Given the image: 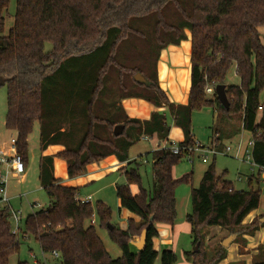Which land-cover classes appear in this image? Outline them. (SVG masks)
Segmentation results:
<instances>
[{"label": "trees", "instance_id": "trees-1", "mask_svg": "<svg viewBox=\"0 0 264 264\" xmlns=\"http://www.w3.org/2000/svg\"><path fill=\"white\" fill-rule=\"evenodd\" d=\"M9 5L10 0H0V86H7L6 128L17 132L16 149L26 167L36 122L41 149L64 146L55 156L41 158L40 182L50 204L27 216L24 233L33 235L45 251L59 250L64 264H156L158 259L160 264H176L177 252L158 251L155 240L159 223L173 226L177 221V187L193 181V173L180 178L173 173L184 152L159 148L122 168L126 183L117 188L119 212L129 210L139 216L129 220L128 229L114 221L106 203L82 202L79 187L60 184L53 175V159L66 160L68 175L75 178L85 174L89 164L110 155L127 161L130 148L145 134L167 139L171 125L165 115L155 112L149 120H140L125 114L121 100L137 97L170 107L185 134L180 145L194 144V111L208 107L218 117L238 116L241 125L234 134L242 130L252 134V159L262 172L264 45L258 27L264 25V0H16L14 25L4 35ZM186 30L192 40L191 90L187 105H175L159 84L157 62L163 49L187 39ZM47 43L51 50L45 49ZM69 59L78 60L71 62L75 70H62L60 65ZM85 59H102L95 83L86 81ZM232 67L239 85L227 84ZM137 73L146 82L137 81ZM219 84H226L228 108L216 94L205 91L208 85ZM260 105L262 117L257 122ZM119 124L125 129L115 136ZM150 155L153 182L145 188L140 166ZM226 173L217 174L212 162L199 186L191 190V211L185 219L191 225L193 245H200L198 250L185 251V256L193 264H221L227 257L222 244L209 253L206 229L220 226L241 238L264 227V215L244 223L260 207L259 181L256 187L235 190ZM131 185L138 186L137 194ZM95 214L98 225L121 248L120 257L113 258L107 250L92 221ZM144 235L143 249L138 251L133 243L132 251V237ZM19 249L8 212L0 210V264H10ZM257 250L253 264H264V245Z\"/></svg>", "mask_w": 264, "mask_h": 264}, {"label": "rangeland", "instance_id": "rangeland-1", "mask_svg": "<svg viewBox=\"0 0 264 264\" xmlns=\"http://www.w3.org/2000/svg\"><path fill=\"white\" fill-rule=\"evenodd\" d=\"M8 13L6 14V22H5V31L4 35H8L11 28L14 25L15 20V12H16V0H10V5L8 8ZM45 49L51 50L52 44L47 43ZM83 62V59H81ZM102 60V59H101ZM100 59H94V61L88 62L86 59L84 61L85 70H86V81L88 83H95L96 76L98 77V68L101 65ZM75 61L78 63V60L69 59L64 61L60 68L65 71L75 70L71 62ZM90 68V69H89ZM59 70V71H62ZM58 71V70H57ZM59 73V72H57ZM227 84L238 85L239 77L236 73L234 67H232L227 76ZM7 86L4 84L0 86V149L1 146L6 143L7 148L11 144V139L15 135L10 133L6 128L5 119L7 114ZM215 112L211 108H204L202 110H196L193 112L192 116V125H193V134L195 135V140L199 141L201 144L207 145L210 141V137L213 135L215 130H227L225 128L228 124L236 123L238 124L240 121L238 116H233V119H229L228 117H216ZM225 128V129H224ZM252 137L248 131L243 134V145L248 143V138ZM222 140L224 144H232L237 146L240 142L241 136L228 140L225 138L224 134L222 135ZM248 139V140H247ZM158 142L156 139L152 138L150 140H141L135 146H133L129 152V157L131 160L137 159L140 155L146 154L154 150L155 143ZM29 152H28V163L26 167V172L24 175L20 177H15L10 174L8 177L7 188L8 192L12 197L11 204L15 209H21L23 211V224L27 216L30 213L42 210L46 208L50 204V198L47 195L46 191L41 187V183L39 181V158L41 154V144H40V128L39 122L35 123V127L33 132L30 135L29 139ZM157 145V144H156ZM193 161V162H192ZM215 162L216 171L218 174L227 170L226 178L232 181L233 186L236 190H245L248 189L251 185L256 187L257 182L259 181L260 187L262 189V201L260 207L264 206V170L260 172V168L255 165L252 155L251 160L241 159L240 157H236L235 155H218V157L213 160H210L209 163L203 162L199 155H195L193 158L185 157L179 164L174 167L173 173L176 178H180L185 174L193 173V181L192 183H181L176 190V198L178 205V219L182 221L185 220V216L187 212L191 211V190L193 187H198L201 179L203 177L204 171L208 168V166ZM152 156H148L144 160V162L140 166V173L142 176V183L145 188H150L152 186L153 177H152ZM0 172L5 173V167L0 166ZM259 179V180H258ZM116 180V181H115ZM116 183H126V179L122 171L114 170L107 175L100 178L98 182L94 183L93 189L100 188V192L94 196V199H102L105 200L107 204H109L116 213L117 207L119 208V200L116 193ZM92 188V186H91ZM90 188V190H91ZM86 190V187L82 190ZM84 193L88 192L85 191ZM23 194L24 196H20ZM37 203L38 206L33 208L32 204ZM96 201H93V205ZM41 205V206H40ZM94 224L96 225L100 236L102 237L104 244L107 250L110 252L113 258H118L122 255L121 248L111 239L108 231L105 228H101L97 222V215H94ZM264 221V220H263ZM264 231V227L260 229V231ZM208 235L206 237V246L209 253L215 249V247L219 246L221 243H217L216 245L212 244L207 238L209 237L210 228L206 229ZM228 234H231L230 232ZM140 237V236H138ZM139 238H135L133 240H138ZM20 240V249L18 253L13 255L10 258V264H16L19 260L22 261H32L33 255L39 257L42 251V247L40 243L36 240V238L28 234L25 238L21 237ZM236 240V239H235ZM234 242V240H233ZM132 241L130 240L129 245L130 249L132 248ZM136 246V245H135ZM228 248V247H226ZM181 249L192 250L195 249L193 245V238L190 234L184 233L181 235L180 243L178 246L177 255L179 262H183V257L187 259L186 256L181 255ZM136 251V250H135ZM134 251V252H135ZM50 256V255H49ZM183 256V257H182ZM188 260V259H187ZM189 261V260H188ZM190 262V261H189ZM156 264H160V259L156 261Z\"/></svg>", "mask_w": 264, "mask_h": 264}, {"label": "crops", "instance_id": "crops-1", "mask_svg": "<svg viewBox=\"0 0 264 264\" xmlns=\"http://www.w3.org/2000/svg\"><path fill=\"white\" fill-rule=\"evenodd\" d=\"M258 30L260 33L261 41L264 45V25L259 26ZM186 34H187V39L183 40L180 44H178V45L171 44L168 47H166L165 49H163L161 51L160 58L157 62V72H158L159 84H160L161 88L168 95L170 102L175 104V105H187L189 102V94H190V90H191V74H192L191 31L186 30ZM234 69H235V67H234ZM239 84H240V78H239ZM260 101L264 102V90L262 91V93L260 95ZM121 105L124 108L125 114L129 118H136V119H140V120H149L152 117L153 113H155V112L163 114L167 117V120L170 122V125H171V130H170V133H169V136L167 139L160 141L158 138L151 137V136L146 135V134L141 137V140H146L143 138L144 136L149 137L148 140H150L152 138L156 139L158 142L155 143L154 150L159 149L161 146H164L165 144H169L170 142L180 143V142L184 141V139H185L184 131L181 127H179L174 122L173 115L171 114L170 107L168 105H164L162 107H157L153 103H151V102H149L143 98H137V97L124 98L121 100ZM212 110L215 112V115L217 117L218 116L217 111L214 109H212ZM261 117H262V111L259 110L258 115H257V122L260 121ZM239 121L240 122L238 124L233 123V121H232V124L231 123L228 124L225 127V128H227V130H225V131L223 130V132H222V130H215L213 132V135L210 137L209 143L216 142L219 145V148L222 149L225 146L224 141L221 138L223 134H224L225 138L228 140H233V139L241 136L240 140H242V142H243L242 138H243V134L245 132H247L246 130H242L239 134H236V135L234 134L235 127L238 128L241 125V120L239 119ZM39 128H40V123H39ZM8 131L15 135L12 138H16V136H17L16 131L9 130V129H8ZM192 134H193V125H192ZM193 137L195 138L194 134H193ZM248 139L250 140V139H252V137H250ZM40 141H41V139H40ZM137 144H135V145H137ZM135 145H133V146H135ZM246 146H247V142L245 145H243V148H244L243 151L245 150ZM5 147H6V143H4L1 146V149L9 150L10 145L7 148H5ZM40 148H41V146H40ZM131 148H130V150H131ZM63 149H64V146H62V145H50L46 149H41V154H40V158H39V161H40L39 162V181H40L41 158L45 157V156H55L58 152L62 151ZM130 150H129V152H130ZM154 150H152V151H154ZM218 155H222V154H218ZM218 155L214 156L213 160H215L218 157ZM129 161H131L130 157L127 161L122 162L118 159V157L116 155H110V156L104 158L103 160L89 164L87 166V170H86L85 174H83L81 176H77L75 178H70L68 175V165H67L66 160L59 158V157H54V159H53V175L56 179H58L59 183L62 185L69 186V187H79L80 192L78 194V199L85 200V199L90 197L89 202L92 204H93V201H96V202L102 201V202L106 203L105 200H102V199H96L95 200L94 199V196L100 192V188L93 189V187H95L94 183L98 182L100 180V178H102L103 176L107 175L108 173H110L116 169L122 171V168L126 167L129 163ZM152 164H153V160H152ZM226 172H227V170H226ZM122 173H123V171H122ZM152 177H153V170H152ZM226 179L228 181H230L228 178H226ZM230 182H232V181H230ZM122 184L123 183H116V193H117L118 186L122 185ZM91 186H92V188H91ZM41 187L43 188L42 185H41ZM85 187H86V190L85 189L84 190L88 191L86 193H84V190H82ZM90 188H91V190H90ZM233 188L236 190V188L234 186H233ZM131 190L134 194H137L139 192L137 185H131ZM22 195L23 194H20L19 197ZM107 205H109V204H107ZM177 210H178V205H177ZM116 211H117L116 213H114V211H113L114 221L120 223V225L125 229H128V226H129L128 222L130 219L139 220V216L131 213L129 210L119 212V208L117 207ZM261 215H264V206L262 207V205H261V207H259L258 209L252 211L249 215H247V217L244 220V223L245 224L251 223L255 218H257ZM178 218H179V216H177V221H176L175 225H173V226H170L167 224H162V223H159L157 225L159 228V237L155 240V247L158 251H161L164 248H168V249H172L175 252H177L178 251L177 249H178V246L180 243V239H181V235H183L184 233L191 235V230H192L191 225L186 221V219L184 221H182L181 220L182 218L181 219H178ZM185 218H186V216H185ZM262 220H264V218H262L261 221ZM210 233L211 234L209 235L207 240H209L214 245H216L217 243L222 244L226 240V238H228L230 235L234 234V233L228 234L229 231L227 229H223L220 226L211 227ZM135 238H139V239L133 240ZM233 240H234V242L232 241L229 244V247L227 248V257L221 262V264H225V263H229V262H235L238 264H253L255 256L258 253L257 248L261 245H264V231L259 230L253 236L252 235H244L241 238H239L238 234H236V237ZM131 241H132V243L133 242H140V241H142L141 236L140 237L134 236V237H132ZM138 251H140V250H138ZM185 251H187V250H185ZM185 251H184V249H181V255L184 254V256H185ZM178 264H193V263L189 262L187 259H185V257H183V262H179Z\"/></svg>", "mask_w": 264, "mask_h": 264}, {"label": "built area", "instance_id": "built-area-1", "mask_svg": "<svg viewBox=\"0 0 264 264\" xmlns=\"http://www.w3.org/2000/svg\"><path fill=\"white\" fill-rule=\"evenodd\" d=\"M215 89L216 85H208L205 91L208 95H212L216 94ZM259 110L263 111L262 105L259 106ZM143 138L149 139V137L147 136H144ZM253 146V139H250L248 141L244 151L242 140H240L237 146L226 144L222 149L219 148V145L216 142H211L205 145L201 144L199 141L194 140V144L192 146L180 145L176 142H170L169 144H165L160 148H170V150L174 154H180L184 152L185 157L188 158H193L195 155H199L203 162L209 163L210 160L218 154H232L236 157H240L241 159L247 158V160H251ZM0 166L5 167V173L0 172V210H7L11 234L15 236L16 241L20 243V236L23 238L28 236V234L24 233L23 231V211L21 209L13 208L11 204L12 197L9 194L7 188L8 177L10 176V174L15 177H20L26 172V165L16 149V138H12L9 150L0 149ZM81 201L89 202L90 197ZM37 206V203L32 204L33 208ZM92 221L93 223L95 222L94 217ZM16 264H64V262L62 253L59 250L53 249L51 251H45L42 249L39 257L33 255L31 262L27 260H19Z\"/></svg>", "mask_w": 264, "mask_h": 264}, {"label": "water", "instance_id": "water-1", "mask_svg": "<svg viewBox=\"0 0 264 264\" xmlns=\"http://www.w3.org/2000/svg\"><path fill=\"white\" fill-rule=\"evenodd\" d=\"M135 79L137 81H140V82H146V77L141 74V73H137L135 75ZM226 84H219L216 86V95L218 97V99L221 101V103L226 107L228 108L229 107V99H228V96H227V92H226ZM125 129V125L123 124H119V125H116L115 128H114V135L115 136H120L122 135L123 131ZM263 221V220H262ZM236 237V234H232L230 235L228 238H226V240L222 243L224 247H229V244L233 241V239ZM141 240L140 242H133L134 245H136V247L138 248V250H142L144 245H145V235L144 236H141ZM199 245L200 243H198L195 247V250H198L199 249Z\"/></svg>", "mask_w": 264, "mask_h": 264}]
</instances>
